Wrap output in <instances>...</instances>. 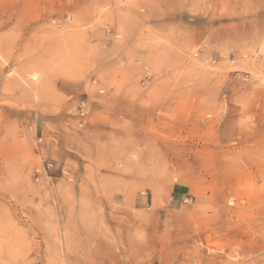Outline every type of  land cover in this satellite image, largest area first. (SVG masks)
Segmentation results:
<instances>
[{"label": "rangeland", "instance_id": "1", "mask_svg": "<svg viewBox=\"0 0 264 264\" xmlns=\"http://www.w3.org/2000/svg\"><path fill=\"white\" fill-rule=\"evenodd\" d=\"M0 264H264V0H0Z\"/></svg>", "mask_w": 264, "mask_h": 264}]
</instances>
